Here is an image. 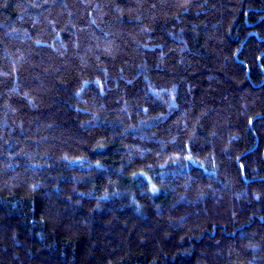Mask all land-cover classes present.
<instances>
[{
	"label": "trees",
	"instance_id": "obj_1",
	"mask_svg": "<svg viewBox=\"0 0 264 264\" xmlns=\"http://www.w3.org/2000/svg\"><path fill=\"white\" fill-rule=\"evenodd\" d=\"M0 264H264V0H0Z\"/></svg>",
	"mask_w": 264,
	"mask_h": 264
}]
</instances>
